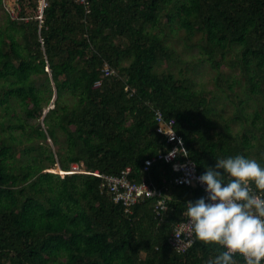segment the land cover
<instances>
[{"label": "trees", "instance_id": "trees-1", "mask_svg": "<svg viewBox=\"0 0 264 264\" xmlns=\"http://www.w3.org/2000/svg\"><path fill=\"white\" fill-rule=\"evenodd\" d=\"M47 1L41 22L39 0H20L0 25V264H207L225 249L173 241L205 190L145 161L172 147L160 112L201 175L237 154L264 167V0ZM128 167L164 189L165 208L115 200L104 176Z\"/></svg>", "mask_w": 264, "mask_h": 264}, {"label": "clouds", "instance_id": "clouds-1", "mask_svg": "<svg viewBox=\"0 0 264 264\" xmlns=\"http://www.w3.org/2000/svg\"><path fill=\"white\" fill-rule=\"evenodd\" d=\"M216 161L214 168L207 167L199 177V181L207 185V197L185 205L184 216L188 218L190 235L225 249L207 264H233V256L237 253L244 258L245 264H262L264 197L253 192L249 182L264 190V167L240 154ZM191 242L186 241L187 244ZM183 246L180 243L176 250Z\"/></svg>", "mask_w": 264, "mask_h": 264}, {"label": "built area", "instance_id": "built-area-1", "mask_svg": "<svg viewBox=\"0 0 264 264\" xmlns=\"http://www.w3.org/2000/svg\"><path fill=\"white\" fill-rule=\"evenodd\" d=\"M80 2L86 4L88 0H80ZM39 4L40 8L38 18L41 22L44 9L48 6V1L39 0ZM2 5L4 12L12 18L19 17V15L21 14L22 6L20 5V0H2ZM105 73L106 75L111 74L108 66H106L105 68ZM99 85L100 83H97V86ZM156 120L158 123L157 132L163 134L166 138V143L171 144L172 147L167 152H160L158 157L146 160L145 170H148L149 167L156 161L164 160L168 163H171L173 170L177 173V177L174 180L175 185L199 186L202 187L206 192L207 185L202 184L199 181V177L201 176V174L197 170L196 163L188 158L187 150L184 147H180V145H183L184 143L182 137L178 135L174 130V121H166L163 114H161L160 112H157ZM165 131L172 135L166 134ZM130 172L131 168L128 167L122 172V175L120 177L114 178L110 176H104V178L109 183L111 190L115 194V200L117 202H122L123 205H125V207H127L128 209L130 206L136 204L141 199L157 198V208H165L167 202H169L171 198L165 194L164 189L153 187L152 183L147 182L145 178L141 183H133L128 179V175ZM192 238L193 236L190 235V229L188 228L186 221L177 226L173 241L177 247H180V243L183 244L184 246L181 247L180 250H185L190 245H192ZM188 240H191L192 242L190 244H187L186 241ZM234 255L240 254L237 253ZM262 264H264V261H262Z\"/></svg>", "mask_w": 264, "mask_h": 264}, {"label": "rangeland", "instance_id": "rangeland-1", "mask_svg": "<svg viewBox=\"0 0 264 264\" xmlns=\"http://www.w3.org/2000/svg\"><path fill=\"white\" fill-rule=\"evenodd\" d=\"M6 19H7V15H6V13L1 9V10H0V25L5 24ZM179 43L182 44V42H179ZM176 47H177V51H178V53L181 54V52H183V48H182V46L177 44ZM196 52H197V50L195 51V53H196ZM183 58H187L188 62H191V64H198V63H196V62H197V59H195V60L188 59L189 57H188V55H187L186 53L183 54ZM171 64H172V65L169 66V67H171V68H172V71H173L174 73L177 74V72H179V69L184 68V66L186 65V62H185V63H182L181 61H176V62L171 63ZM168 65H169V64H168ZM168 65H167V64H166V65L163 64V65H162V68L165 69ZM198 65H199V64H198ZM199 66H200V69H199V70H203V74H202L201 76H200V75H195V79H196V81L199 82V83H200V82H202V83H207L206 85H208V86H207L208 89H214V85H213V83L210 82V80H211V76L207 73V68L204 66L203 63L200 64ZM225 70H227V68H226ZM54 94H55V89H54ZM53 103H54V100H52V102H51V104L49 105V107L44 111V113H43V118H44V116L46 115V113L48 112V110L54 107ZM221 103H222V102H221ZM227 103H228V102H227ZM228 104H229V103H228ZM231 109H232V106L229 105V106L227 107V109H226V111H228L227 114H230V113L232 112ZM43 118L41 119V121L43 120ZM48 142H49L50 145L52 146V149L56 151V149L53 147V142H52L51 140H48ZM75 166H76V167H75ZM74 167H75L76 169H78L77 171H82V170H84L83 168H79L78 165H73V169H72V170H76V169H74ZM55 170H56L58 173L63 174V171H61V169H60L58 166L55 168Z\"/></svg>", "mask_w": 264, "mask_h": 264}]
</instances>
